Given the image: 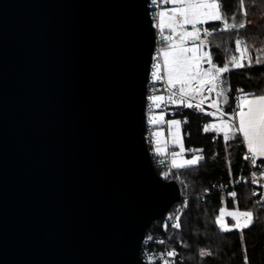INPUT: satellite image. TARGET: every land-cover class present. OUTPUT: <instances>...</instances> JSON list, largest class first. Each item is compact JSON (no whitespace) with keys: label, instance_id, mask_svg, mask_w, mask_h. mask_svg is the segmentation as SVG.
<instances>
[{"label":"water","instance_id":"1","mask_svg":"<svg viewBox=\"0 0 264 264\" xmlns=\"http://www.w3.org/2000/svg\"><path fill=\"white\" fill-rule=\"evenodd\" d=\"M149 1L0 0V264H147Z\"/></svg>","mask_w":264,"mask_h":264},{"label":"trees","instance_id":"2","mask_svg":"<svg viewBox=\"0 0 264 264\" xmlns=\"http://www.w3.org/2000/svg\"><path fill=\"white\" fill-rule=\"evenodd\" d=\"M222 11L226 12L229 22L232 16H236L238 22L246 23V27L217 31L208 38L213 63L223 67L232 55L239 58L240 53L235 51L234 43L237 38L245 41L241 50L247 48L252 60L251 66H248V59L245 58L243 68H234L223 74L227 81L225 88L230 86L231 89L228 93L229 105L234 106L233 96L237 88H244L245 91H264V0H243L242 4L241 0H223ZM245 14L246 20H242ZM222 26V21H209L202 25L210 30ZM258 57L261 59L260 64L256 63ZM215 97L223 111L229 112L230 107L224 105L223 99L216 95ZM207 121L206 117H202L192 119L184 125V130L190 131L188 145H195L196 150L202 149V152H196L203 155L204 159L190 168H172L167 176L159 169L164 178L175 179L180 183L188 199V207L179 221L180 228L165 227L163 221H155L149 232L155 230L159 235H170L171 241L183 258L178 264H244L245 249L248 264H264V200L260 198V203H257L258 197L252 194L256 185L241 182L242 177L250 173L244 159V145L238 135L228 142H225L222 136L213 140L212 136L203 130ZM258 168H264L263 161H258ZM236 182H240L236 198L228 199L219 191L222 187H230ZM205 192L211 193L204 197L198 195ZM223 206L251 210L255 218L253 224L243 230L234 228L228 232L222 231L215 221ZM201 248L211 250L212 255L200 257L198 250Z\"/></svg>","mask_w":264,"mask_h":264},{"label":"snow or ice","instance_id":"3","mask_svg":"<svg viewBox=\"0 0 264 264\" xmlns=\"http://www.w3.org/2000/svg\"><path fill=\"white\" fill-rule=\"evenodd\" d=\"M153 4L157 0H152ZM162 4L171 5V7L162 8L154 17V27H157L160 32L162 47L157 50L154 57L155 63L151 77L153 81H165L166 90L169 93L167 102L170 104H181L188 108L202 109V105L208 99L204 93L209 96L215 92L218 98L223 99L224 105L230 107L229 112H224L223 108L214 99L211 102V107L217 109L220 114L219 124L204 125L205 132L215 130L217 133H223V140L228 142L236 138L237 135L242 137V143L246 146L245 160H251L253 166H256L258 158H264V91L254 89L245 91L244 88H237L236 94L233 96L235 105H229L228 93L231 91L230 86L226 89L227 81L223 78L224 73L230 72L232 69L243 68L244 59H248V66L252 65L251 56L248 55V50H241V45L245 41L241 38L235 39V51L240 53L239 59L236 55H232L231 59L226 60L223 67H218L213 63L211 55L203 49L210 46L208 38L216 34L217 31L224 32L230 30H239L246 27V23L238 22L236 16L231 17V22L226 18V12L222 11L223 0H161ZM243 0H241V4ZM242 20H246V14L242 16ZM209 21H222L223 26L217 29H209L200 27ZM187 26H191V30ZM168 34H165V33ZM203 33V37H202ZM191 45V46H189ZM227 51V50H226ZM256 63L260 64L261 59L258 57ZM207 64L208 67H204ZM260 94H257V92ZM199 98L198 102H195ZM148 99L156 108H160V101H164L162 95H152ZM215 116L216 113H207ZM227 116V119H223ZM163 115H152L149 117V123L156 125L162 122ZM169 132L172 135V143L179 144L180 151L172 152L170 167L176 169L190 168L198 165L204 159L203 155H193L191 159H181L177 161V157H181L185 152L182 140L179 135L181 121L171 119L168 122ZM184 123H187L185 118ZM175 128V131H173ZM155 137L161 135L160 132L153 134ZM154 149L157 155H163L164 149L160 145V141L156 140ZM199 151L203 150H189ZM167 176L168 173H165ZM256 177V173H251ZM260 176L264 177V168L260 171ZM254 184L259 183L257 179L251 181ZM207 191V190H206ZM256 195L255 192L252 193ZM235 197V191L229 193ZM264 200V197L261 198ZM260 203V201H257ZM224 211L221 209V215L216 218V224L219 225L222 231L228 232L232 228L243 230L249 228L254 222V214L251 210L228 212L227 215L235 219L236 223L229 227L224 220ZM241 218L244 223H241ZM177 223L172 225L174 228H180L179 217H175ZM151 239V237H149ZM243 240V236H241ZM245 249L244 264H248V257ZM200 257H208L212 255L211 250L201 248L198 250ZM175 250L168 251L167 257H175ZM149 257V261H151ZM164 264H169L168 260H164Z\"/></svg>","mask_w":264,"mask_h":264},{"label":"built area","instance_id":"4","mask_svg":"<svg viewBox=\"0 0 264 264\" xmlns=\"http://www.w3.org/2000/svg\"><path fill=\"white\" fill-rule=\"evenodd\" d=\"M164 5L165 4L161 3V0H157L156 4H153L152 0L149 1L150 14L152 16L153 23H155L154 17L156 16V13L159 10H161V8ZM155 28H156V45H155V49L153 52V61L151 65L150 78H149L148 85H147V104H146L147 123H146L145 135L150 145L151 155H152V159H153L156 169L158 170V172H159V169H161L165 173H169L172 171V168L170 167L169 156L162 157L160 155H157L154 151L153 145H151V142H152L151 130L157 124L156 125L150 124L149 117L152 115L158 116L157 113H159L163 115L164 123H166L168 120H171L173 118L176 120L183 121V122L185 121V118H186L187 122H190L192 119L197 120L199 118L206 117V119L209 121L210 116L207 113H210L212 109L209 107L207 103L208 99L202 105L203 110H199L195 108H188L179 103L170 104L167 102V97L169 93L166 90L167 86H166L165 81L163 80L153 81L151 77V73L153 70V64L155 63L154 57L157 54V50L163 46L161 43L159 29L157 27ZM165 34H167V32ZM152 95H162L165 97L164 101L159 102L161 105L160 108H156L154 104L148 99V97ZM204 95L209 97V94L207 92H205ZM198 100L199 98L196 101H194V103L198 102ZM208 121L206 122V124H208ZM207 132L212 136L213 140L219 135V133H217L215 130H209ZM189 135L190 133L189 131H187L186 136H189ZM167 148H168L167 155H169V152H170L169 144H167ZM189 148L191 150L195 149L193 145H191ZM245 162H246V165L248 166L250 173L249 175L243 176L241 179V182H244V183L251 182L253 179H257L259 181V183L257 184H254L251 182L252 184L256 185V189L254 192L256 193L255 196L258 197L257 201H259L260 198L264 197V177L260 176V171L262 168H258L257 164L256 166H253L251 163V160H245ZM253 172L257 174L256 177H253L251 175V173ZM161 176L164 178L163 175ZM239 184L240 182H236L230 187H222L219 191L221 193H224L228 199L236 198L237 195L235 197H232L229 195V193L235 191L237 194V186ZM209 193L211 192L199 193L198 195L204 197L206 194H209ZM187 207H188V199L186 198V195L182 193L181 200L175 203L165 213V215L160 220H157V221H163L164 223L163 225L165 227L172 226L177 223V220L175 219V217H179V221H180V218ZM149 237H151V239H149ZM171 250H175V252L177 253L175 257L166 256V253ZM141 256L147 262V264H164V260H168L169 264H178V262L183 260L179 249L173 244V242L171 241V237L168 233L159 235L158 232L155 230L149 232V229L147 230L145 237L142 241ZM149 257L152 258L151 261H149Z\"/></svg>","mask_w":264,"mask_h":264},{"label":"crops","instance_id":"5","mask_svg":"<svg viewBox=\"0 0 264 264\" xmlns=\"http://www.w3.org/2000/svg\"><path fill=\"white\" fill-rule=\"evenodd\" d=\"M166 7H171V5H164L162 8H166ZM161 8V9H162ZM215 95H216V93L214 92V94L212 93L209 97H208V105H209V107L212 109V111L210 112V113H216V115L215 116H211V115H209L210 116V118H209V121H208V125H211V124H219V122H220V114H219V112H217V109H215V108H212L211 106H210V101L211 100H213V99H215L216 97H215ZM157 115H161V114H159V113H157ZM228 117L227 116H224L223 117V119H227ZM169 121V120H168ZM167 121V122H168ZM180 121V120H179ZM164 123L163 121L162 122H160L159 124H157L152 130H151V133H152V142H151V145H153V148L155 149V147L157 146L156 145V140H159L160 141V147L162 148V149H164V154L163 155H160V156H169V160H170V163H171V159H172V157H171V153L172 152H179L180 151V146H179V144H173L172 143V135H171V133L169 132V125H168V123ZM187 123H189V122H187ZM187 123H184L183 121H181V126H180V129H179V135H180V138H181V140H182V143L187 147V149H186V153H183V155H182V158L186 155V156H190V155H192V154H194V153H196V151H189L190 150V146L191 145H193V144H191V145H188V141H187V138H189L190 137V135L189 136H186V132H187V130H184V125L185 124H187ZM173 131H175V128H173ZM189 131V130H188ZM155 132H160L161 133V135L159 136V137H155L153 134L155 133ZM189 133H190V131H189ZM219 136H222L223 137V133H219V135L217 136V137H219ZM239 136V135H238ZM240 138H241V140H242V137L241 136H239ZM167 144H169V147H170V152H169V155H167V150H168V148H167ZM244 145V144H243ZM194 146V150H196V147H195V145H193ZM244 148H245V151L247 150L246 149V146L244 145ZM197 153H199V152H197ZM200 154V153H199ZM201 155V154H200ZM181 157H177L176 159H178L179 161L182 159ZM258 161H263L264 162V158H258L257 159V165H258Z\"/></svg>","mask_w":264,"mask_h":264},{"label":"rangeland","instance_id":"6","mask_svg":"<svg viewBox=\"0 0 264 264\" xmlns=\"http://www.w3.org/2000/svg\"><path fill=\"white\" fill-rule=\"evenodd\" d=\"M188 27V29L189 30H191V26H187ZM200 27H202V26H200ZM168 34V33H167ZM202 37H203V33H202ZM189 46H191V45H189ZM203 51H208L209 53H210V49H209V47L208 48H205V49H203ZM211 55V54H210ZM240 57V56H239ZM239 59V58H238ZM204 67H208V65L207 64H204ZM216 100H218L217 98H215ZM214 100V99H213ZM208 102V101H207ZM211 102H212V100L210 101V105H211ZM218 103H219V100H218ZM159 116V115H158ZM183 146H184V148H185V152L184 153H186V149H187V147L183 144ZM193 155H200L199 153H194V154H192V155H190L189 157L188 156H184L182 159H191L192 157H193ZM177 161L178 162H181V160L179 161L178 159H177ZM221 209H223V211H224V216L222 217L223 218V220H224V222L227 224V225H229V227H231L232 225H234L235 223H236V221H235V219L233 218V217H231V216H228L227 215V213L228 212H236V211H246V210H241V209H239V208H237V207H235V208H228V207H226V206H223ZM221 215V210H220V213H219V215L218 216H220ZM241 223H244V219L243 218H241ZM232 229H234V228H232Z\"/></svg>","mask_w":264,"mask_h":264}]
</instances>
